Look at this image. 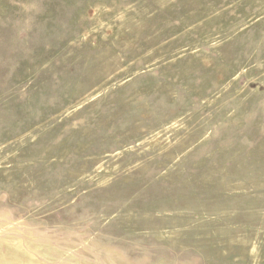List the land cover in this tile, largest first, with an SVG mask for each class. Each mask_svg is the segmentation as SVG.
<instances>
[{
  "label": "rangeland",
  "instance_id": "rangeland-1",
  "mask_svg": "<svg viewBox=\"0 0 264 264\" xmlns=\"http://www.w3.org/2000/svg\"><path fill=\"white\" fill-rule=\"evenodd\" d=\"M0 264H264V0H0Z\"/></svg>",
  "mask_w": 264,
  "mask_h": 264
}]
</instances>
